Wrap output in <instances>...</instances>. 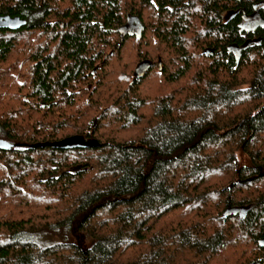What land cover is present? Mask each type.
<instances>
[{"label":"trees","instance_id":"1","mask_svg":"<svg viewBox=\"0 0 264 264\" xmlns=\"http://www.w3.org/2000/svg\"><path fill=\"white\" fill-rule=\"evenodd\" d=\"M4 14L0 264H264V0Z\"/></svg>","mask_w":264,"mask_h":264},{"label":"water","instance_id":"2","mask_svg":"<svg viewBox=\"0 0 264 264\" xmlns=\"http://www.w3.org/2000/svg\"><path fill=\"white\" fill-rule=\"evenodd\" d=\"M258 23H264V18H260V20H257ZM26 20L24 18H21L20 16H11L9 14L0 15V28L2 27H8L11 29H15L20 27L21 25L25 24ZM158 61L160 63V58H158ZM143 66V65H141ZM12 145L11 142L8 140L0 137V148L6 149ZM44 146V145H51L53 147L58 148H71V147H90V146H97L99 145V142L96 138L92 137H85L82 134H74L67 137H64L62 139L54 140V141H42V142H36L32 146ZM238 210V208L228 206L225 211L227 213H235Z\"/></svg>","mask_w":264,"mask_h":264},{"label":"rangeland","instance_id":"3","mask_svg":"<svg viewBox=\"0 0 264 264\" xmlns=\"http://www.w3.org/2000/svg\"><path fill=\"white\" fill-rule=\"evenodd\" d=\"M226 13H227V12L224 13V17L227 15ZM241 158H242V160H243L244 162H247V158H246L245 156L242 155Z\"/></svg>","mask_w":264,"mask_h":264},{"label":"flooded vegetation","instance_id":"4","mask_svg":"<svg viewBox=\"0 0 264 264\" xmlns=\"http://www.w3.org/2000/svg\"><path fill=\"white\" fill-rule=\"evenodd\" d=\"M229 15H230V14H229V12H228V14H227V17H229ZM255 18H256L257 20H260V19H259V18H257L256 16H255Z\"/></svg>","mask_w":264,"mask_h":264}]
</instances>
